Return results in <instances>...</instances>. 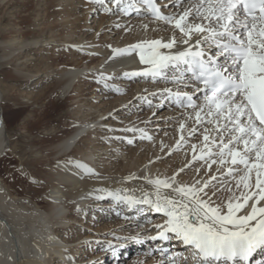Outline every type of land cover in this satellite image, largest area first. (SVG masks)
<instances>
[{
  "label": "bare ground",
  "instance_id": "6f19581e",
  "mask_svg": "<svg viewBox=\"0 0 264 264\" xmlns=\"http://www.w3.org/2000/svg\"><path fill=\"white\" fill-rule=\"evenodd\" d=\"M0 1V3H5L7 0ZM9 1L14 2V0ZM33 1L34 0H30V3H27L28 5L30 4L29 7L31 11H33L30 14L31 23H35L34 25L37 27L36 31L31 34H35L39 40L36 41L37 44L32 42L34 44L33 45L30 41L26 40V34L24 35V31L20 27V21H18L19 23H13L10 32L17 34L18 36L10 35L11 37L9 40L2 43L3 46L0 47L2 49V54H0V58L2 60L0 61V79L3 70L9 65H16L17 67L13 69L12 72L6 74L8 75L7 78L13 80L19 79L23 81H36V79L42 77L43 75H47L48 77L51 75V72L56 73V70L58 69L63 70H61L62 75L57 76V78L55 77L52 86L48 91L44 90L42 93H37L34 97H28L30 102H27L28 105H30V116L40 118V120L43 119L44 122L42 123L44 126L47 125L43 131L46 134L41 136V139L31 138V135L36 133L34 129L40 126L36 124L30 128L31 153H35V155L38 154L30 160V180H45L46 182L44 185H47V189H43V191L48 192L50 198L49 201L42 206L40 204L39 206L33 205L30 203V200L24 201L23 199H17L12 196V194L9 193L0 181V264H46V257L48 258L49 256L52 258L57 255L58 256L55 257V259L63 256L65 257L64 261L68 262V260H70L68 259L69 255L79 253V248L81 247L80 243L75 246L68 247L59 245L56 241L57 239H55V235L69 233L71 230L76 228V223L86 225L89 219L91 222L95 219V223L97 224L104 220L102 223L104 224L109 216L113 217L118 214H123V217L128 216L129 218L127 219L129 221L127 223L117 221L118 223L114 225V229L120 231L124 226H126V224L136 225L139 222H144V220H150L154 214L157 213L156 218H153L155 221L151 220L145 224L147 225V229L152 228L150 231L153 232V235H155L156 229L154 227L165 223L166 221V217L163 213L156 212L147 204H138L135 206L137 207L136 211L129 212V207L123 202L115 199L114 195H130L134 198L141 199L137 195L139 194L138 192H141L142 196L150 193L149 195L155 199L156 186L154 184H150L149 181L161 179L172 182V175L192 157V155H188L187 158L180 156L177 161H174V159L163 160V156H165L168 150H170L175 143H170V141H167V148H165V150L160 154L159 148L154 152H151V148H149L147 152L146 150L140 151L141 148H132L130 150L127 149L126 151L124 149L121 150L119 149V144L121 142H117L119 139L117 140L118 137L116 136L118 135H112L113 131L104 130V125L118 126L117 124L110 123V120L116 121L117 119H119L118 123H121L119 124V127L124 128L128 126L131 128L133 126L132 122H128L129 120H122V117L127 116V110L129 111L132 109V107L131 109L130 107H122L121 103L125 101V97L129 101H133V103L137 100L138 102L143 103V105L147 104L149 100L151 101L154 98H161L159 100L166 99L168 103H170V94H155V92H153L156 88H161L158 87L161 83L160 79H156V77H152L150 74L134 75V73H144L152 67L150 64L141 62V49L135 48L137 44H143L146 47L147 43L153 40H161L165 43L171 40V35H161V37H159V35L155 33H153V40H143L142 30L144 31L145 28L151 29L153 26H163L168 23H163L164 21L151 20L148 14L145 13V10L142 11L145 13L144 17H142V12L139 11L137 13L136 8H133L134 10H130L133 12V15H129L127 14L128 12L118 10L121 9L122 5L120 7L114 6L112 0H107L111 1L108 3L112 6V10L115 8L119 11V15H117L119 18L114 17L112 15L113 13H110L109 18H107L108 16L102 17L100 25H104V32L89 43L88 47H86L83 43L82 45H79V43L83 41L82 39H84L83 37L86 32L82 34L78 33V35L76 33L78 28H81V24L83 26L89 25V23H87L89 13L88 7L94 9L95 2L98 0H92L94 2L93 7L87 5V8H84L79 12H76V3H81V0L76 2L73 0H48L47 3L41 6V8H37L40 1H37L36 3ZM159 1H163V4H165L164 10H166L167 13H172L173 16H176V12L179 13V6L176 7L179 0H168V2H165L164 0ZM8 3L10 4V2ZM184 3L185 7L187 5L189 7H194L196 0H190L189 2L186 1ZM127 5L128 0H126L123 7H127ZM138 6L143 5L142 3H138ZM186 9H188V7ZM82 11L83 14L80 19H71L73 16ZM84 11L86 12L84 13ZM102 12H97V14H103L106 16V12ZM19 17L22 18L21 16ZM133 20L137 21L134 22ZM81 21L82 23L78 24V22ZM132 21L133 24L129 28L133 32L128 34L126 33L127 35L125 34L121 37L123 29L128 28V24ZM123 22H125L127 26H123ZM172 28H174V26ZM75 34L81 39L77 40V36ZM178 34L179 38L176 39V45L170 50L163 48L160 49L159 51L162 54H175L178 51L186 50L191 47L196 39L199 38L198 35H193L192 41H190L189 44H183L181 41L184 37L180 32ZM74 35L76 38H74ZM54 42L64 43V46L77 44L75 49L82 54V58L80 57L82 61L80 62L85 64L87 63L89 66L94 64L97 55H101V57L103 56V70H108L109 73L106 75L101 74L99 77L104 79H108V77H121L122 81L120 82L122 83L120 84H125L127 86L135 84L136 86L133 85L131 88L133 91L131 94L127 95L125 94V89H109L105 92L103 99L111 98L113 101H110L107 105L103 104L104 100L101 101L102 103L97 105L90 103V100L88 101L85 97L88 91L87 89H83L84 85H79L80 87H78V90L74 88V90L71 89L75 80L81 74L77 68L79 63L72 64L69 62V59L66 58L67 55H65V52L68 49L66 51L60 49V51H58L59 53H55ZM64 46L60 47L64 48ZM82 49H85V51ZM214 50L215 49H211L213 52ZM29 51L30 56L31 54L35 55L38 52L48 53V60L44 65L45 70L38 68V71H24L23 68L28 65L26 58L28 57L27 53ZM35 76L38 77L35 78ZM123 79H126V81H123ZM153 88L155 89L153 90ZM93 89H96L95 85H93L92 89L89 91L90 94L93 93ZM182 89L183 91L191 90L186 87L181 88V90ZM1 92L2 91H0V154L5 149V137L8 131V125L5 123L3 118ZM138 93L140 96L137 98L136 94L138 95ZM17 100L18 99H16V101ZM163 103L164 102L162 101L161 105ZM204 104L205 102H201L200 106ZM173 107L175 109V106L172 105V109ZM16 110L18 109H13L15 114L18 113ZM154 110L155 109H153V111ZM62 111H65V113L63 115L61 114V117L57 119L56 116L62 113ZM177 111L185 112L179 110ZM189 111L190 110H188V112ZM176 114L177 113L174 112L173 115L175 116ZM67 119L72 122V125L69 127L65 126V120ZM97 121H100V126L95 127L94 124ZM127 122L128 124H125ZM194 123L195 122H193L192 126ZM60 127L66 128L67 133L63 135L62 131L57 132ZM167 139H169V137ZM153 140L154 139H152V141ZM130 141L131 139L125 141V145H132ZM121 146L122 145H120V147ZM158 157H163V159H158V161L151 163V160L155 158L157 159ZM213 159L218 160L219 158L206 156L204 159L194 162L189 166V168L191 169L197 165L199 167L201 166L203 168V175H206L207 169H204L202 160L210 162ZM48 167H50V169H48ZM225 169L226 167H222L217 174L224 173ZM213 171H215V169H213L211 173L207 174L205 177L208 178L213 175ZM224 174L225 176L227 175L225 178L232 177V175H228L227 173ZM253 176H251L250 183L254 186L256 177L255 175ZM101 177L105 178L102 179ZM106 178L108 181L105 180ZM110 178L115 179L112 180ZM201 178L202 176H196V173L190 175L187 170H183L178 175V187L183 186L187 188L188 186L194 185L196 182L201 180ZM238 180L239 176L235 177L231 183H228L217 191L215 190L214 185L210 184L208 188L205 189V192H207L208 195L204 198L206 200L210 199L214 206L219 205L222 210L226 211V203L230 198L239 197L241 192L247 191L243 189L242 186L239 189L236 187ZM162 188L163 187L160 188L162 195H178L171 189H169V192H165L163 191L165 188H163V190ZM117 189H120V192L116 191ZM41 190L42 187L37 188L36 186H30V198L36 200L40 195ZM95 191H97V193ZM252 191H255L254 187ZM213 193H215V195H213ZM200 195L204 196V193H201ZM65 196H69L72 200L70 199L69 204L64 206L63 199ZM104 198H106L107 201L103 202L102 200ZM252 202L253 201H249V206L239 214L243 215L249 212L251 210ZM91 205L92 209L89 210ZM260 206H264V201L260 202ZM65 207L68 210L67 213L65 211ZM98 208H101V211ZM138 208L140 209L139 211ZM94 209L96 212H93ZM141 210L148 211L146 216L141 214ZM89 228H92L91 225H89ZM105 229L107 230L108 227L106 226ZM80 231L82 235L78 238L76 237L75 240L69 241V243L77 242L79 239H84V237H90L89 234H83L82 229ZM150 231L149 233H151ZM107 237L108 236L104 234L102 235L101 233L100 235L95 236L96 239H102L103 241L104 239H107ZM109 239L111 238L109 237ZM151 239L152 238H148L147 242H150L149 240ZM104 242H106V240ZM124 244L126 246V243ZM136 244L140 245V247L145 246L142 242H132V246L129 248H138L136 247ZM147 244L149 245L150 243ZM174 245L175 244H166L165 246ZM104 247H106V245H104ZM120 247L121 246H117L118 249ZM106 250L109 252L110 262L115 261L116 264H121L120 261L123 259H119V261L118 259L115 260L117 257L113 259L116 254L113 256L110 253V249L108 250L107 247ZM126 251L129 253V250H121L124 255L126 254ZM118 252L117 255H119ZM104 255L106 256V253H104ZM78 258L79 257L76 259ZM254 259H264V254L258 251L254 255ZM180 264H182V262Z\"/></svg>",
  "mask_w": 264,
  "mask_h": 264
},
{
  "label": "snow or ice",
  "instance_id": "6c2138e0",
  "mask_svg": "<svg viewBox=\"0 0 264 264\" xmlns=\"http://www.w3.org/2000/svg\"><path fill=\"white\" fill-rule=\"evenodd\" d=\"M114 2L118 7L124 4V0ZM135 3L136 0H128L127 7L121 10H133ZM142 3L151 9L155 19L179 30L184 37L181 43L189 44L193 35L199 38L188 49L167 55L159 50L172 49L177 43L175 37L167 43L153 40L146 47L137 44L141 62L152 67L134 75L158 77L171 71L177 84H183L186 74L192 77L197 91L204 94V105H196L187 93L164 91L187 107L199 108L195 113L197 123H203L207 117L215 121L213 131L217 135L203 136L206 155L219 158L212 163L230 164L228 175L237 174L242 166L245 174L239 176L236 187L242 186L247 191L230 198L226 211L204 198L208 195L207 182L201 188H173L175 177L171 178L172 182L149 181L156 186L155 199L149 194L141 199L120 194L114 198L130 208L147 204L167 217L164 225L156 226L162 230L153 239L178 238L186 248L192 249L190 256L175 253L170 264L180 261L189 264V260L196 264H251L258 251L264 254V206H260L264 201V0H196L193 8L176 16L162 14L154 0H142ZM180 127L183 130L184 125ZM200 158H205L203 150ZM254 170L253 186L250 181ZM161 187L178 195H162ZM249 201H253L251 210L239 214L249 206ZM255 264H264V259L255 260Z\"/></svg>",
  "mask_w": 264,
  "mask_h": 264
},
{
  "label": "rangeland",
  "instance_id": "374dc122",
  "mask_svg": "<svg viewBox=\"0 0 264 264\" xmlns=\"http://www.w3.org/2000/svg\"><path fill=\"white\" fill-rule=\"evenodd\" d=\"M7 1L10 2V4ZM7 1H5L6 4L0 3V47L3 46L2 43L6 42V40H9V38L11 37L10 35L18 36L17 34H13L10 32V29L12 28V24L17 23L18 21H20L21 23L20 27L24 31L22 32L24 33V35L26 34L25 35L26 40L30 41L31 43L34 42L35 44H37L36 41L39 40L38 37L35 34H31L32 32L36 31L37 27L34 25L35 23H31V20H30V14L33 12L31 11L29 7L30 4L29 5L27 4V3H30L29 2L30 0H14V2L9 1V0ZM37 1L38 2L40 1V3H39V6L38 7L36 6V7L41 8V6L47 3L48 0H34L33 2L36 3ZM73 1L76 2L78 0H73ZM186 1L189 2L190 0H179L178 1V5H176V7L179 6V13L176 12L175 15L182 14L183 11L187 7L188 9L190 7L193 8L192 6L189 7L188 5L185 7L184 2ZM96 4L98 5V7L96 6ZM76 5H77L76 12H79L80 10L87 8V5L93 7L94 2L92 0H81V3L77 2ZM95 6L96 7L94 8L97 10L92 9L91 7L90 8L88 7L89 13H88L87 23H89V25L83 26L81 24L82 21L78 22V24H81V28H78V31L76 34L78 35V33L82 34L86 32L83 37L84 39H82L83 41L79 43V45H82L83 43L84 46L88 47L89 43H91L94 39L99 37V35H101L105 30L103 29L104 25H100V20L102 19V17L108 16L107 18H109L110 14L108 15L106 14V16H104L103 14H97V12H102V11H103L102 13H104V8L101 6V3L95 2ZM85 12L86 11H84V13ZM82 14H83V11L76 14L71 19L72 20H75V19L77 20V18L80 19L82 17L81 16ZM112 15L114 17L119 18V16H117L119 15V12L117 11H114ZM19 16H21L22 18H20ZM12 18H14L16 22ZM133 21L136 22L137 20H133ZM133 21L129 23L128 26L126 25L125 22H123L124 23L123 26L126 25L128 28L123 29V33L121 34V37L125 35L126 33L128 34V33L133 32L129 28L132 26ZM172 27L173 25L166 24L163 26L161 25L153 26L151 29L145 28L144 31L142 30L143 40H149V41H151V39L153 40V33L159 35V37H161V35H171V39L173 37H175L176 39L179 38V34H178L179 30L172 28ZM75 35H74V38H76L77 36ZM76 39L78 40L81 38H78L77 36ZM54 44H55V47H54L55 53H59L58 51H60V49H63L65 51L68 49L69 51L67 50L65 52V55H67L66 58L69 59V62L72 64L79 63V65H77V68L79 69L81 74L75 80L71 89L74 88L78 90V87H80L81 85L82 86L84 85L83 89H87L88 91L85 97L88 99V101L90 100L89 101L90 103L97 105V104L102 103L101 101L104 100L103 104L107 105L110 101H113V99L111 98L103 99L105 92L108 91L109 89L110 90L118 89V88L125 89L126 95L131 94V92L133 91L131 90V88L135 84L130 85V86L129 85L127 86L125 84H120L122 83L120 82L122 81L121 77H118V78L108 77V79L99 77L101 74L106 75L109 73L108 70H103L104 69L102 67L103 62H104L103 56L101 57V55H97L95 58L96 61L94 62V64L89 66V64L87 63L85 64L83 62L82 63L80 62L82 61L81 59L82 54L76 51L75 47L77 46V44H69L67 46H64V43H58V42L57 43L54 42ZM60 46L62 47L64 46V48ZM85 49H82V50L85 51ZM49 53L51 54L50 51ZM0 54H2L1 48H0ZM47 54H48L47 52H38L35 55L31 54L30 56V51H29L27 53L28 57L26 58L28 61V65L27 67L23 68L24 71L26 72L34 71V70L38 71V68L45 70L44 65H45V62L48 60ZM0 61H2L1 58H0ZM16 67H17L16 65L6 66L2 72L1 79H0V91H2L1 94H2V106H3V118H4L5 123L8 125V131L5 137L6 138L5 149L0 154V181L1 183H3V186L9 191V193L12 194V196H14L15 198L23 199L24 201L30 200L31 204L38 205V206L40 204L42 206L47 201H49L50 196L48 192L43 191V189H47V185H44L46 182L45 180L44 181L43 179L42 180H37V179L30 180V160L38 155V154L35 155V153H31L30 139L31 138L41 139V136L46 134L43 131H44L45 126L47 125L44 126V124L42 123L44 122L43 119L40 120V118H34L30 116V105H28L27 102L30 100L29 99L30 97L32 96L34 97L37 93H42L44 90L48 91L51 88L55 77L57 78V76L62 75L63 70L58 69L56 70V73L51 72V75L48 76L50 78H48L47 75L46 76L43 75L42 77H39L38 79H36V81L34 80L23 81L19 79L13 80V79L7 78L8 75L6 74L12 72V70L15 69ZM36 77L38 76H35V78ZM123 81H126V79H123ZM93 85H95L96 89H93L92 91L93 93L90 94L89 91L92 89ZM162 85L163 84L161 82L158 87H161ZM127 89H130V90H127ZM154 89L155 88H153V90ZM127 91L130 93H128ZM139 96H140L139 93L138 95L136 94L137 98ZM16 99L18 100L16 101ZM159 99L161 98H156V99L154 98L151 101L149 100L147 104L143 105V103H140L137 100L133 103V101H129L125 97V101L121 103L122 107L123 108L130 107V109L132 107V109L129 111L127 110V113H126L127 116L122 117V120H129L128 122H132L133 126L131 128L128 126L124 128L119 127V124H121V123H118L119 119H117L116 121L110 120V123L117 124L118 126L104 125L105 127L104 130L113 131L112 135H118L116 136L118 137L117 140L119 139L117 142L122 143V144L121 143L119 144V149L121 150L124 149L126 151L127 149L130 150L132 148L133 149L141 148L140 151L146 150L147 152V150L151 148V152H154L155 150L159 148V154H160L161 152L165 150V148H167V141H170V143L175 142L173 147L170 150H168L165 156H163L164 159L163 157L162 158L158 157L157 159L155 158L151 160V163H153L154 161L155 162L158 161V159H163V160L174 159V161H177L180 156L187 158L188 155L190 156L192 155L191 159L187 161L186 163H184L182 167L172 175V177H175L173 188H178V181H177L178 175L183 170H187V172L190 173V175H193L194 173H196V176H199V177L202 176L201 180H199L192 186L196 188H201L204 185V183L207 182L208 186L210 184H213L216 191L221 189L228 183H231V181L235 177H238L244 174L242 166H239V171L237 174L232 175V177L225 178L227 175L225 176L224 173H227V169H228L227 167L229 166V164L221 165L218 162L212 163V161L209 162L207 160L206 161L202 160L204 169L205 168L207 169L206 175L210 174L211 171L215 169V171H213V175H211L210 177L206 178L205 177L206 175H203L202 173L203 168L201 166L199 167L197 165L190 169L189 168L190 165H192L194 162H198V160L201 159L200 156L202 154V150L205 153V157L207 156L206 150L204 149L205 142L203 140V136L205 134L210 135V137H215L217 135L216 132L213 131L214 126H215V121H213L211 117H208L207 119L205 118L206 120L204 119L205 120L204 124L197 123L195 120V113L196 111H198L199 108L191 109L189 112L188 111L187 112L175 111V113L177 114L174 116L173 115L174 112L172 111V108H171L172 106L171 101L170 103H168V101L166 100L167 102L166 103L164 102L165 99L163 100H159ZM162 101L164 103L161 105ZM16 108L18 109L16 110L18 113L15 114L13 109L15 110ZM153 109L155 110L153 111ZM169 111H172V112H169ZM204 111L206 112L207 109L205 108ZM64 113L65 111H62V113L56 116V118L58 119L59 117H61V114L63 115ZM201 117L204 118V112H201ZM209 121H212V122H209ZM128 122L125 124H128ZM193 122L195 123L192 126ZM99 123L100 121H97L94 124V126L95 127L100 126ZM36 124L39 125L40 127L34 129L36 133L35 134L33 133L30 138V128H32ZM181 124L184 125L183 130H181V127H180ZM71 125H72L71 120L69 119L65 120V126L69 127ZM205 129L208 130L207 133L205 132ZM61 131L63 132V135L67 133L66 128L60 127L57 130V132H61ZM181 136H183V140H181ZM168 137L169 139H167ZM129 139H131L132 145H125V141ZM152 139L154 140L152 141ZM120 145L122 146L120 147ZM193 146H195V148H193ZM194 155L196 157L195 159L193 158ZM209 165H211V168H209ZM222 167H226L225 172L217 174V172L220 171ZM48 169H50V167H48ZM253 175H255V170L252 173V176ZM212 177H216V179H212ZM101 178L104 179L105 177H101ZM110 179L113 180L115 178H110ZM105 180L108 181L107 178ZM41 185H43L44 187ZM30 186L31 187L36 186L37 188L42 187L40 195L38 196L36 200H33L30 198V193H29ZM116 191L120 192V189H117ZM163 191L169 192L170 190L165 189ZM95 192L97 193V191ZM138 193L140 194V195L137 194L138 197L143 198L141 192H138ZM70 199L71 198L69 196L67 197L65 196L63 199V202H64L63 205L65 206L66 204H69ZM102 201L105 202L107 201V199L104 198ZM90 209H92V205L89 207V210ZM98 209H100L101 211V208H98ZM65 211L66 213L68 211L66 207H65ZM93 212H96V210L94 209ZM156 215L154 214L153 217L156 218ZM153 217L150 220H144V222L143 221L139 222L136 225L126 224V226H124L120 231L117 229H114V225L118 223L117 221L123 222V223H127L129 221L127 219L129 217L128 216L123 217V214L122 215L118 214L117 216H113V217L109 216L108 219L104 222V224H102L104 220H102L100 223L97 224L95 223V219L92 222L89 219L86 225H83V224L80 225L79 223L78 224L76 223L75 225L76 228L71 230L69 233H66V234L62 233V234L55 235V239H57L56 241L58 242L59 245H64L66 247L75 246L80 243L81 247L79 248L80 250L79 253H76L74 255H69L68 259L70 260H68V262L64 261L65 257L63 256H61L58 259L57 258L55 259V257H57L58 255L52 258L48 256V258L47 257L45 258L46 264L48 262L50 264H113L115 263V261L110 262L109 252L106 250V247L108 250L110 249V253L113 256L115 254L117 255V252L119 251L118 252L119 255L117 256L115 255L113 259L116 257L117 258L115 260L118 259V261L119 259H123L120 261L121 264H170L168 262L169 261L168 259L172 256L171 251H170V254L168 255H162L161 253H159V251H157L153 247H149V245H147L146 243L147 241L145 242L146 239L153 237V232L150 231L152 229H149V228L147 229V225H145L146 222L148 221H151V220L155 221ZM89 225H91L92 228H89ZM106 226L108 227L107 230L105 229ZM81 229L83 231V234H89L90 237L89 238L84 237V239L83 238L79 239L77 242L69 243V241L75 240L76 237L78 238L79 236L82 235L80 233ZM149 231L151 233H149ZM100 233L102 235L104 234L108 236L107 239H104V241L106 240V242H104L102 239L98 240L95 238V236L100 235ZM109 237L111 239H109ZM137 241L139 242L142 241L146 243V245L144 244L145 245L144 247L142 246L140 247V245L136 244L137 245L136 247L138 248H129L132 246V242L138 243ZM124 243H126V246ZM104 245H106V247H104ZM117 246L118 247L121 246V247L118 249ZM121 250H129V253H127L128 251H126V254L124 255L121 252ZM104 253H106V256L104 255ZM77 257L79 258L76 259ZM76 260H82V261H76Z\"/></svg>",
  "mask_w": 264,
  "mask_h": 264
},
{
  "label": "water",
  "instance_id": "95a60500",
  "mask_svg": "<svg viewBox=\"0 0 264 264\" xmlns=\"http://www.w3.org/2000/svg\"><path fill=\"white\" fill-rule=\"evenodd\" d=\"M0 123H1V121H0Z\"/></svg>",
  "mask_w": 264,
  "mask_h": 264
}]
</instances>
